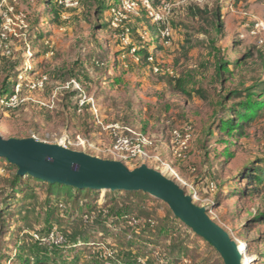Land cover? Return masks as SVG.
Returning a JSON list of instances; mask_svg holds the SVG:
<instances>
[{"label": "rangeland", "instance_id": "1", "mask_svg": "<svg viewBox=\"0 0 264 264\" xmlns=\"http://www.w3.org/2000/svg\"><path fill=\"white\" fill-rule=\"evenodd\" d=\"M47 1L0 0V135L113 159L108 126L148 134L156 139L149 155L177 177L160 161L146 164L178 183L232 239L247 242L249 264H264V180L242 178L264 159V109L242 130L234 117L247 88L264 82V0H151L159 22L139 7L117 26L107 7L96 10L119 0H77L69 9ZM148 53L159 71L145 62ZM258 93L264 101V88ZM186 124L190 150L174 160L169 135ZM0 165V264H37L36 256L41 264H224L148 193H54L30 176L14 184L17 167L2 157ZM48 226L64 234L60 248L46 238L36 245Z\"/></svg>", "mask_w": 264, "mask_h": 264}, {"label": "water", "instance_id": "2", "mask_svg": "<svg viewBox=\"0 0 264 264\" xmlns=\"http://www.w3.org/2000/svg\"><path fill=\"white\" fill-rule=\"evenodd\" d=\"M0 157L17 167L19 176L30 175L48 183L78 189L143 191L164 201L173 214L212 245L224 264H241L238 242L197 206L173 179L143 163L129 168L114 159H102L34 138H3Z\"/></svg>", "mask_w": 264, "mask_h": 264}, {"label": "built area", "instance_id": "3", "mask_svg": "<svg viewBox=\"0 0 264 264\" xmlns=\"http://www.w3.org/2000/svg\"><path fill=\"white\" fill-rule=\"evenodd\" d=\"M58 4L63 5L64 7H73L78 4L77 0H57ZM140 6L145 7L148 10V14L151 17H154L155 20H160V15L154 11L151 6L150 0H119L118 4L115 6H111L109 11L111 14V23L112 25L118 24L121 20H123L128 13H131ZM162 36L169 35V29L166 27L162 31H160ZM120 39L123 42L127 41L128 35L126 32H123L119 35ZM149 60L152 57H148ZM157 70V67L154 68ZM37 86H42V81L39 80L37 82ZM110 128V134L112 137V143L108 148V152L111 154L114 160H118L121 162H130L137 164H146V161L149 159H155L156 161H160L161 165L166 167V170L169 172V176H176L177 173L174 168L167 164V162L159 159L158 155H149L146 148L152 147L154 145V141L156 140L149 135H146L142 132L135 131L131 128L120 126L118 123L111 124L108 126ZM193 129L190 125H185L182 129H173L171 131L169 145H170V154L173 159H185L188 150V144L192 138ZM125 164V163H124ZM5 172V167L0 165V173ZM164 173V172H163ZM166 175V174H165ZM168 175V174H167ZM48 239L46 242H42V239ZM38 242L49 243L53 246L62 245L65 242V237L61 233V231L57 228L50 229L49 233L42 237L40 235L36 236ZM39 242V243H40ZM41 244V243H40Z\"/></svg>", "mask_w": 264, "mask_h": 264}, {"label": "trees", "instance_id": "4", "mask_svg": "<svg viewBox=\"0 0 264 264\" xmlns=\"http://www.w3.org/2000/svg\"><path fill=\"white\" fill-rule=\"evenodd\" d=\"M55 2L58 4V2H57V0H55ZM47 3L49 4L50 3V0L49 1H47ZM150 3H151V0H150ZM101 4V3H100ZM118 4V2L117 3H113V4H109V5H105V3H103V4H101V5H99V6H97V10H96V13H97V15L99 14H101L104 10H105V8L107 7L108 8V10L110 9V7L111 6H115V5H117ZM152 4V3H151ZM60 5V4H59ZM77 5H79V1H78V4ZM61 7H63L64 9H69V8H74V7H76V6H73V7H64L63 5H60ZM152 6V5H151ZM140 7H142V8H144V9H146L145 7H143V6H140ZM147 10V9H146ZM148 11V10H147ZM202 13V10H200L197 14H201ZM109 15H110V13H109ZM153 18V17H152ZM153 20H154V18H153ZM154 21H156V22H159V20H154ZM160 30V29H159ZM123 32H126V31H123ZM127 33V32H126ZM169 34H170V32H169ZM127 35H128V33H127ZM161 35V34H160ZM162 36V35H161ZM169 36V35H168ZM168 36H163V37H168ZM120 38V37H119ZM135 54H136V56L137 57H139L138 55H139V52L137 51H135ZM152 57V59L151 60H149L148 59V57ZM144 60H145V62L148 64V65H152V69L154 68V67H157V71H159L160 70V67H158V65H156L157 63H156V61H155V57H154V55L153 54H151V53H148L147 55H145V57H144ZM263 81H261V83H254L252 86H250L249 88H247V92H246V94H245V96L243 97V99L241 100V101H239V102H237V103H235V104H238L237 105V107H236V109H234L235 111H234V117L235 118H237V119H241L242 121H241V123H238L237 125H236V127L235 128H237V129H239V130H242L245 126H247L248 124H249V122L251 121V119H252V114H256V113H258L259 111H261L262 109H264V101H262L261 99H258L256 96H258V89L260 88V87H262V88H264V82L262 83ZM236 94V96H235V98H237V97H239V96H241V94L242 93H240V91H238V92H236L235 93ZM0 100L1 101H3L4 100V96H2V95H0ZM237 108H240V109H237ZM244 113H246V115H244ZM226 122L227 121H225V122H223L221 125H220V129L222 130V128L224 127V125H226ZM186 125H190V124H186ZM185 125H183V127H184ZM191 126V125H190ZM183 127H181L180 129H182ZM192 127V126H191ZM193 129V128H192ZM238 130V131H239ZM139 132H141V131H139ZM145 134V133H144ZM146 135H148V134H146ZM170 135H171V132H170ZM169 135V136H170ZM151 137V136H150ZM192 138H193V132H192ZM192 138H191V140H190V142H189V144H188V150H187V152H186V154L188 155V153H189V146H190V144H191V141H192ZM187 157V156H186ZM174 160H177V159H174ZM180 160H184V159H180ZM140 165V164H139ZM15 166V165H14ZM248 166V165H247ZM25 176H30V175H25ZM21 177L22 176H19V175H15V177H14V184L16 183V180H20L21 179ZM30 177H32V176H30ZM242 178H244V179H249V180H254V181H256L257 183L259 182V183H263V180H264V159H258V160H256V161H253L250 165H249V167L248 168H246L244 171H243V174H242ZM32 179L33 180H35V181H37V182H40V183H45V184H47V188H48V190L50 191V192H56V193H59V192H61V191H66V193L68 192V193H70V189H72V188H74V187H72V186H68V185H64V184H59V183H53V184H51V183H48V182H45V181H42V180H40V179H37V178H35V177H32ZM77 189V191H81V189H78V188H76ZM82 190H87V191H89V190H93V189H82ZM143 192V191H142ZM176 217V216H175ZM179 219V218H178ZM180 220V219H179ZM181 221V220H180ZM50 226V225H49ZM47 227L48 229V231L51 229V227ZM64 235V234H63ZM202 238V237H201ZM35 241V240H34ZM243 242H245V241H243ZM35 243H36V245H38V246H41V244L36 240L35 241ZM67 243V242H66ZM61 246H54V248H60ZM247 247H248V243L247 242H245V251H246V249H247ZM43 259H42V257H39V256H36V258H35V263H37V264H41V263H43V261H42Z\"/></svg>", "mask_w": 264, "mask_h": 264}, {"label": "bare ground", "instance_id": "5", "mask_svg": "<svg viewBox=\"0 0 264 264\" xmlns=\"http://www.w3.org/2000/svg\"><path fill=\"white\" fill-rule=\"evenodd\" d=\"M238 250L240 251L241 256H243L244 251H245V242H243V241L238 242ZM250 261H252V260L251 259L242 258L241 264H249Z\"/></svg>", "mask_w": 264, "mask_h": 264}]
</instances>
